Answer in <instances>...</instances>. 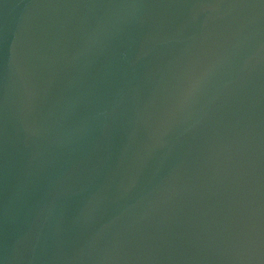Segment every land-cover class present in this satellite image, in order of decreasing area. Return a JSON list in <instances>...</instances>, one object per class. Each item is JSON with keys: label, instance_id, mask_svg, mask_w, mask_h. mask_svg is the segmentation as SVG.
Wrapping results in <instances>:
<instances>
[{"label": "water", "instance_id": "water-1", "mask_svg": "<svg viewBox=\"0 0 264 264\" xmlns=\"http://www.w3.org/2000/svg\"><path fill=\"white\" fill-rule=\"evenodd\" d=\"M0 264H264V0H0Z\"/></svg>", "mask_w": 264, "mask_h": 264}]
</instances>
